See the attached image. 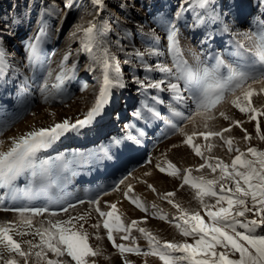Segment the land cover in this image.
<instances>
[{"label":"snow or ice","instance_id":"1","mask_svg":"<svg viewBox=\"0 0 264 264\" xmlns=\"http://www.w3.org/2000/svg\"><path fill=\"white\" fill-rule=\"evenodd\" d=\"M95 5L102 6L103 0H93ZM187 5V7H185ZM68 5H66L67 7ZM199 12L194 17L193 27L204 25H213L224 32H231V26L228 24L227 16L221 9L217 11L216 4L213 0H182L178 11L170 18L165 26L166 40L168 51L174 57L175 71L165 66L163 63L156 62L155 66L144 64L142 71L146 73L143 77L139 74L131 76V83L138 86V91L143 89L151 95L152 103L146 100L141 102V107L133 113L135 120H162L164 113L160 110L165 105V99L160 93L170 92V110L174 111L175 107L180 104H189L186 98V92L193 93V99L189 107L194 105L197 115L205 119V131L199 133L204 141L210 137H220L228 152L235 151L237 154L231 159L230 164L223 159L205 156L201 151V145L194 143V132L187 135L183 129H178L185 136L183 143L189 146L197 157L204 160L199 168H208L211 173H217L215 179H206L204 176H192L191 169H186L182 176L183 184L190 185L195 190V199L200 207L205 211L208 221L201 216L199 211H189L182 209L179 204H173L172 197L174 192H167L164 198L168 203L173 204L180 212V215L173 218V221L180 234L185 238H192L193 243L183 242H161L149 230L139 227L136 230L146 239L149 249L142 250L136 246L135 238H132L133 246L124 243L117 244L114 234H121L122 240H129L132 226L137 221H132V225L125 226L121 217L117 215V205L109 204V211H102L99 199L89 201L90 208L103 219V228L107 233V240L111 242L114 248L119 250L122 257L125 254H135L144 256H157L162 264H264V235H257V230L264 231V150L257 147H248L247 151H241L239 147L233 145V138L225 137L223 133L229 132L231 127L224 128L222 131L207 130L209 126L207 121L215 119L214 112L217 106L225 100L226 93L235 94L237 90L244 92V100L247 107L237 100L232 103L241 113L250 114L251 120H257V109L251 107L250 98L254 95V90H246L245 85L252 83L264 84V73L259 76L248 72L235 71L227 68L223 59L217 58L214 66L211 67H193L185 60L179 58L178 45V21L186 11ZM229 9L228 15H231ZM250 34H245L246 39L251 43L247 52L252 54L255 62L264 65V14L261 22L256 25L250 24ZM77 31L83 32L80 40V47L77 52L87 54L90 64L87 71L95 72L100 69L101 77L99 78V91L94 103L84 114L83 118H77L71 122L65 118L60 123H55L49 127L33 128L31 131L18 137H11L10 146L7 150H0V188L7 189L9 193L16 191L17 181L23 179L27 182L25 187L26 198L31 200L35 194L32 189H44L46 185L55 183L64 169H67L70 163L88 162L92 159L111 160L112 154L109 149H100L97 153H79L76 152L69 160H63L62 164H57L49 159H42L41 153L53 148L62 137L69 133H81L84 129L90 128L104 116L107 107L111 104L114 89H124L127 81L119 65V59L111 46L103 39V33L97 30L96 23L90 22L87 28H80ZM207 31V29H206ZM154 35V32L151 34ZM240 34L237 33V36ZM75 37V33H73ZM207 38V36H206ZM48 37L44 27L38 29L36 36L25 45V53L29 65L40 61L43 54V45ZM154 47V46H153ZM6 47L0 38V75H4L8 65L5 59ZM71 53L64 55L60 65V71L56 75L57 83L53 87L59 89L67 80L75 76L77 64L74 62L71 67L66 64ZM144 54L137 53L138 59L143 60ZM149 56L161 57L163 51H149ZM196 58V57H194ZM128 63V61H125ZM227 68V76H222V69ZM132 71H135L133 69ZM159 72L160 78H155L147 73ZM51 75V73H49ZM176 82H172V80ZM182 82V84L180 83ZM47 81L40 89L41 95L47 100ZM81 91L87 90V84L82 85ZM150 90H155L152 93ZM264 92V87L260 89ZM145 111L147 115H145ZM175 116H183L182 112L175 111ZM191 113L189 114L190 117ZM219 116L224 120L230 117L223 111ZM189 117H185L186 119ZM234 124L244 131V139H250L246 129H243L242 121L236 120ZM7 123H0V134L2 129L7 128ZM173 128L176 126L173 124ZM146 124L140 127L138 124H126L123 139L127 141L125 147L131 148L133 145H139V137L146 135ZM257 133L260 132V125L257 122ZM135 132V134H133ZM259 139L264 141V135ZM113 144L119 145L122 141L120 138H114ZM3 141H0L2 144ZM213 145L207 144L211 150ZM214 160V162H213ZM161 173H166L171 177H179L180 170L172 163L167 164V168L157 165ZM151 175V173H145ZM124 181L121 180L122 184ZM146 183V182H145ZM219 184L217 190L216 185ZM147 187L155 191L152 184ZM118 190V186H117ZM133 192L132 186L128 185L124 196L129 198ZM214 199V203L206 202L205 198ZM131 202L136 208L146 211V207L139 202V197L132 198ZM80 203H83L81 201ZM155 207V205H153ZM76 205L69 204L63 208L64 213L70 209H75ZM11 210L20 215L19 226L13 225L12 222L0 226V264H97L93 258L102 254L100 247L93 248L89 242V233L84 229L83 223L90 218V211L82 215L70 216L67 220H53L51 218L40 221L39 226L33 227V218L42 216L49 212L47 207H16ZM252 213L255 218L247 219L246 214ZM27 214V215H26ZM57 213L52 212L51 217ZM245 219L241 220L240 218ZM161 219H167L161 216ZM79 224V227H77ZM94 229H99V221L91 225ZM15 236L24 237L31 235L39 237V242L34 240L14 239ZM96 239L101 237L97 234ZM22 244L27 245L23 248ZM51 254V258L49 256ZM238 254V258H231ZM63 258V259H62ZM67 258H70L68 260ZM107 258V257H106ZM122 264H130L125 257Z\"/></svg>","mask_w":264,"mask_h":264},{"label":"bare ground","instance_id":"2","mask_svg":"<svg viewBox=\"0 0 264 264\" xmlns=\"http://www.w3.org/2000/svg\"><path fill=\"white\" fill-rule=\"evenodd\" d=\"M112 1L113 0H103L102 6L97 8V11L94 13V22L99 24L103 20V18H106L109 14L113 17V20L104 25L103 28L97 25V30L103 33V39L107 41V43L111 46V51L114 52L118 57L120 68L122 69L125 80L127 81V86L122 90L114 89L111 104L107 107L104 116L100 118L94 126L84 129L81 133H77L78 135L75 136V138H62L53 149L55 150V152L49 154L50 157H53V155L56 154L55 157L56 159L58 158V161H56V163L62 164L63 160L60 159V156H63L64 160H69L76 152L97 153L100 149L107 148L112 154V159L107 161L102 159H92L88 162L71 163L70 169L68 170L69 179H65L66 181L62 182L63 186L55 188L52 183L49 182V184L46 185L44 189L38 190L35 194L34 198H40V200L35 199L38 200L37 205L40 204V207H47L50 210L48 213L37 217H39V219L41 218V220L39 221L47 220L49 218H55L56 220H67L70 216L82 215L85 212L90 211V218L88 219V221L86 223L84 221L80 222L84 223L83 225L85 228L92 230L94 228H92L91 225L96 224L95 220L97 219V215L93 210L95 206H91L90 208L89 204L87 205L85 203L83 207H80V204L78 208L77 205H79L78 200L81 197L93 194V197L97 196L96 199H99L101 209L104 210L105 208H107L109 200L112 202L114 201V203L119 206L118 208L127 210L132 216L136 217L137 220L141 222V225H143L144 228H147L150 230V232H153L156 237L162 242L193 243L192 238H185L180 234L179 230L174 227V223L179 221H173L167 216L166 220L161 219L160 217L163 216V214L159 212V209L155 210L158 217L152 218V216L145 214L144 211L128 205L127 200L129 198L127 199L125 198V196H121L122 190L115 193L111 191L110 187L114 186L115 189V186H120L121 180L124 181L131 177V175H129L131 170L140 163L141 158L150 151V149L156 142L160 141L161 144H164L167 149L170 148L171 150L167 152L168 155H172L173 153V155L177 158L184 157L182 155V152L185 153L190 150L189 148H187L188 146L186 147L183 143L181 144L180 141L182 140L179 138L180 134L170 133V131L173 129L172 125H176V118L180 117L175 116L174 112H182L180 109L184 105L180 104L178 107H175L174 111L170 110V105L174 103L169 99L172 95L170 92L165 91L164 93L159 94L162 95L165 99V105L160 108V110L164 113V118L162 120L151 119L148 121H137L134 119L133 113L141 107V102L146 100L148 103H152V99L151 95L149 93H146L143 89L138 91V86L134 83H131L130 78L131 76L137 74H139L141 77L146 75V73L142 71L145 63L152 65L153 67L155 66L156 62L163 63L160 58L147 55L149 51H162L161 45L163 41L162 36L155 30L154 26L156 25V23L153 26V23L143 17L140 12H135L133 3L128 1L123 2V4L121 2V4L119 3L118 6L115 7L112 5ZM220 3V7L221 5H223L224 7L223 10L225 12V15L227 16V21L230 26L234 25L233 22L237 16H243V14L249 13L251 10V5L246 3V0H238L236 4L232 3L230 5L225 4L224 0H220ZM93 4L95 5L94 2ZM67 5V7L72 6L70 3H68ZM229 9H231V15H228ZM105 10L108 11L109 14L107 12L106 14ZM64 13L65 12L61 14V17L64 15ZM133 23H136V27H131ZM59 24H62V20L59 22ZM6 26L7 24H4L2 28H0L1 34H4L6 32V29H4V27ZM153 32L154 35H151ZM15 36L16 34L12 33L8 35V37L7 35H0V38H2V41L6 47L11 43L12 37ZM60 37V34H56L57 39H54L52 43L50 42V44H48L53 48V50H47V45L43 46L44 51L40 61L31 66L29 65V61L27 59L25 61L22 55L18 53L21 46L18 41H14L12 43V47L6 50L5 59L8 68L4 75H0V88L2 87V90H0V123H7L8 127L3 128L2 134H0V141H3V143L0 144V150H7L11 143L10 138L20 136L21 134L17 135L15 133L19 129H24V127L29 125L31 122L38 121V124H40L41 126L46 125L48 124L49 119L54 116L55 112L58 114L55 116L56 119L60 116V118H58L56 122H62L65 118H69L71 122H75L77 118L82 119L84 114L94 103L96 95L99 91L98 81L101 77V72L95 74L94 72L85 70L79 74H76L70 80V84L73 85V88L71 87L70 90L67 88L66 91L61 92L62 94H68L71 91H74L70 96L67 95L66 97H64L62 102L53 106V110H55L53 111V113L46 111L40 118H37V116H35L37 114H34L31 118L28 119L31 114L30 111L32 110H29L30 101H33L37 98V95L39 96V94H41L40 89L45 83V79L42 76H44L46 73L41 75L39 74V70L46 69L48 73H58V71H60L58 66L60 65L64 55L70 52L71 49H73L69 46L70 43H65V45L62 44L61 46V43H59ZM216 38H212V40H215L214 43H222V45H224V43L227 44L230 41L229 37L227 36H219L217 39ZM226 48L225 46H223L222 49L227 50ZM216 50L219 52L220 48L217 47ZM137 53L144 54L143 60L138 59ZM78 58L79 57H73V55L71 54L69 59L66 61V64L68 66H71L74 62H77ZM125 61H128V63H126ZM35 66H38V68H35ZM133 69H135V71H132ZM98 70L100 69L98 68ZM33 75L35 78L34 80ZM147 75H151L155 78H160L161 76L159 72L147 73ZM172 82L176 81L172 80ZM85 83L87 84V90L81 91L80 89ZM77 84L78 89L75 88ZM49 86L48 89L50 88ZM150 91L152 93L155 92V90ZM69 98L72 99L69 100ZM27 110L30 114L27 112ZM146 113L147 112L145 111V115ZM18 121L20 122L18 123ZM130 123L138 124L140 127H144V125L146 124V135L139 137L141 139V143L139 145H133L131 148H128L125 147L127 141H125L123 137L125 133V125ZM188 128L189 125L184 124L182 125L181 129H183V132H185ZM226 128L229 127L227 126ZM236 133L240 134V132ZM133 134H135V132ZM114 138H120L122 142L119 145L113 144L111 141ZM213 139L215 138L213 137ZM216 142L218 141L216 140ZM211 144L213 145L212 148L218 152L219 149L216 148V146L218 147V145L214 143ZM222 148L223 147H221V150L224 151V149ZM64 151L68 153L63 155ZM58 154H60V156H58ZM217 156L219 158V155ZM195 158L190 155V157L186 160L189 161L188 163H194ZM43 159H46V157H43ZM194 165H192V167ZM199 166L200 165L194 167L193 172L198 174L196 175L194 173V175L204 176L206 179H215L218 176V172L211 173L208 168L205 167L203 169H200ZM140 173H144V175L145 173H151V175H145V178H147L149 183L157 186L160 192L156 189L155 191H152L147 187L145 182L138 181L133 184L131 183L133 186H136V189L133 190L132 193H130L133 195V197L139 195L142 191H144L153 199L159 198L161 204L165 206V210L169 209L172 215L173 213L179 215L178 213L180 212L176 207L173 206V204H179L182 209H186L189 211H199L201 216L204 217L205 221H208L205 211L200 207L198 201L195 199V190L192 189L190 185H184L182 182L176 181V179L169 178L167 175L158 173L153 168H150L149 163L143 167ZM63 176L62 174L59 176L60 184L61 180L64 178ZM95 176L96 178L94 179V181H85L84 179H90ZM72 179L74 182H72ZM216 188L217 190L219 189V184L216 185ZM167 192L175 193V195L171 198L173 204H170L166 199L163 200L161 198ZM141 200L144 201L142 197ZM205 200L208 203L215 202L214 199L207 197L205 198ZM69 204L76 205L75 209L69 210V214L61 213L58 210H55L60 206H68ZM143 205L145 207H148L145 204ZM1 206L4 207L10 205L8 203L4 204L2 199H0V207ZM120 209L117 210V215L121 217L122 223H125L126 220L120 215ZM52 212L57 213V215L55 217H51L50 214ZM0 214H2L1 211ZM131 219L133 220V218ZM100 229L106 232V230L101 225L99 227V231ZM134 231L137 232L136 227ZM260 231L261 230H257L258 233ZM100 233L99 235H101ZM122 234L123 233L119 235L121 236ZM117 235L118 234H116V236ZM140 235L142 236V234ZM102 238L104 240V245L106 246V248H108L107 236L103 235ZM92 239L96 246L103 249L101 254L103 264H122V261L125 257L127 258V260H129L130 264H143L141 263L142 254L140 256L126 253L125 257H122L118 250H116V252H118L114 254V252H111L112 250H107L103 248L102 245L97 244V241H95V237H93ZM117 240L119 242L124 241L120 237H115V241ZM145 264H162V261H160L157 256L148 255Z\"/></svg>","mask_w":264,"mask_h":264},{"label":"rangeland","instance_id":"3","mask_svg":"<svg viewBox=\"0 0 264 264\" xmlns=\"http://www.w3.org/2000/svg\"><path fill=\"white\" fill-rule=\"evenodd\" d=\"M128 1H130L131 3L134 4L135 12H140L143 15V17H145L147 20H149L151 23H153V26L156 23V25L154 27H155V30L162 36L163 42L161 45V49L164 52L163 56L157 57V58H160L165 66L170 67L173 69V71H175L174 57L168 51V48H167L168 42L166 40L165 26H166L168 20L170 18H172L173 15L180 8L182 0H118V1L113 0L112 5L116 7V6H118L119 3L121 4V2L123 3V2H128ZM224 1H225V4L230 5L232 3L236 4L238 0H224ZM213 2L216 4L217 11H219L221 9L220 0H213ZM68 3H70L72 6L66 7V5ZM246 3L251 5L250 12L243 14V16L242 15L237 16L233 22L234 23V25H232L233 27L231 26L232 31L226 32V33L224 31H222L221 29L216 28L213 25L201 24L199 26L193 27L194 17L199 12V9H196L195 11H186L182 15L180 20L178 21V37H177V40H178V45H179V58H182L189 65H191L193 67H196V66L211 67V66L215 65L216 59L220 58V59L224 60L225 64L227 65V68H231L235 71L248 72V73H251V74L256 75V76H259L261 73H264V65H261V64L255 62L253 55L249 54L247 52V48L251 47V43L246 39V35H245V34H250V27H249L250 24L256 25L257 23L261 22L262 14H264V0H246ZM185 7H187V5H185ZM97 8H98V6H95L93 4V0H0V28H2V26L4 24H7V26L4 27V29H6L5 30L6 32L4 34H1V32H0V35H3V36L7 35V37H8V35L15 33L16 36L12 37V41L9 45L6 46V50L9 49L10 47H12V43L14 41H18L21 44L20 50L18 51V53L21 54L23 59L26 61L27 57H26V53H25V45H26V43H28L30 40H32L36 36L38 29H40L43 26L45 31H46L48 39L44 43L43 46L47 45V47H46L47 50H49V49L53 50V48L48 44H50V42L52 43V41H54V39H57L56 34H60L61 37H60L59 43H61V46H62V44L65 45V43H70L69 46L73 48L70 50V53L75 58L79 57L77 62H75L77 64V68H76V72H75V75H76V74H79V73L85 71L87 69L89 63H90V60L88 59L86 53H83V52L78 53L77 52V49L80 47V40L83 37V32L77 31V29L87 28L90 26V22L94 21V13L97 11ZM63 12H65V13L61 17V14ZM106 12L109 14V12L105 10V13ZM106 14H104V15H106ZM112 18L113 17L109 14L106 18H103V20L99 24L96 23V25H99V26H101V28H103L104 25H106L109 21L113 20ZM61 20H62V24H59V22ZM131 27H136V23H133ZM206 29H207V31H206ZM217 30H219V31H217ZM73 33H75V37L73 36ZM237 33H239L240 35L237 36ZM206 36H207V38H206ZM219 36L229 37L230 41H229V43H227L228 45L226 43H224V45H222V43H214L215 40H212V38L213 37L218 38ZM216 42H217V40H216ZM223 46H225V48L227 47L226 48L227 50H223L222 49ZM217 47L220 48L219 52L216 50ZM43 51H44V49H43ZM194 57H196V58H194ZM69 67H71V66H69ZM35 68H38V66H35ZM227 68L222 69V72H221L222 76H225V77L227 76ZM99 72H100V70H98V68H97L94 73L97 74ZM39 74H41V75L45 74L42 77L45 79V81H47L48 86L51 84L49 86L50 88L47 90L48 98H47V100H45L44 97L41 94H39V96L37 95L36 99H34L33 101H30V104H29L30 109L29 110H31V109L32 110L30 111L31 114L27 110V112L30 114L28 119L31 118L34 114H37L35 116H37V118H40L43 116V113L46 111L53 113V111H55V110H53L54 109L53 106L55 104L62 102L64 97H66L67 95L70 96L74 92V91L73 92L71 91L68 94L67 93L66 94L61 93L63 91H66L67 88L69 90L71 89V87L73 88V85L70 84V80L65 81L62 88L57 89V88L53 87V85H55L57 83L56 75L58 73H51V75H49V73L46 71V69H43V70H39ZM34 75H33V80L35 79ZM31 78H32V76H31ZM48 81L50 82V84ZM180 83L182 84V82H180ZM248 84L251 85V88L249 89L248 85H245V89L246 90H254V95L250 98V100H251V107H254L257 109V113H256L257 120H251L249 118L250 114L241 113L237 108H235V106L232 103L233 100H237L238 102L242 103L246 107L248 106L247 102L244 100V92L241 90H237L235 94L226 93L225 100L220 105L217 106V109L214 112L215 119L207 121L208 122L207 124L209 126V129H207V130L222 131L227 126L232 127V129L229 132H225L224 133L225 135L224 134L223 135L226 138L227 137L233 138L234 148L239 147L241 149V151H244V152H246L247 148L250 146L251 147H257L260 150H264V141H261L259 139L260 135H264V92L260 91V89L262 87H264V84L259 83V82L252 83L251 81H249ZM75 88L78 89V84L75 86ZM0 90H2V87L0 88ZM185 95L187 96L186 98L189 100V104H191V101H192L191 99H193V93L189 91V92H186ZM70 99H72V98H69V100ZM189 104H184L183 107L180 109L183 113V116L176 118V120H175V124H176L175 126L176 127L173 128L170 131V133L171 134H174V133L180 134L179 138L182 141H184L185 136L182 135L180 133V131H178V129H181L182 125L188 124L189 128L184 133L187 135H192L194 132H196V135L194 136V143L201 145V151L204 152L205 156L211 155V157L217 158L218 157L217 155H219L220 159H224V161L227 160L225 162L226 163L228 162L230 164L231 159L234 158L237 153L235 151L229 153L228 149H227V145H225L223 143V141L220 139V137H214L215 139H213V137H210V140L204 141V139L201 136H199L200 132L206 130L204 127L205 119H204V117L196 114L194 105L192 107H189ZM221 111L225 112L230 117V119L224 120L222 117H220L219 112H221ZM190 113H191V115L189 117ZM56 115H58L56 112L54 113V116L51 115L52 117H51V119H49L48 124H46V125L41 126L40 124H38L39 123L38 121L37 122L36 121L31 122L29 125L25 126L24 129L23 128L19 129L15 134L23 135L24 133L31 131L33 128L38 129L41 127H49L55 123H60L59 121L56 122L57 119L60 118V116H59L56 119L55 118ZM146 115H147V113H146ZM185 117H189V118L186 119ZM236 120L242 121L243 129H246L247 133L250 136L249 140L246 141L244 139V136H245L244 131H242L240 127H238L234 124V121H236ZM19 122L20 121H18V123ZM257 122H259V125H260V132L259 133H257V131H256ZM12 129H14V128H12ZM235 130H236V132H240V134L236 133ZM233 131H234V133H233ZM236 134H237V136H236ZM77 135H78L77 133H69L65 137H70V138L74 137L75 138V136H77ZM238 136H240V137H238ZM62 138H64V137H62ZM216 140L218 142H216ZM182 141H180L181 144L183 143ZM210 142L218 145V147L216 146V148H218L220 151L218 150V152H217L213 148H211L212 151L209 150L207 148V144ZM155 144L150 149V151L148 150L149 152L141 158L140 163L138 165H136L134 167V169L131 170V172L129 173V175H131V177L124 180V182L122 184L120 183V186L118 185V190H116L117 186H115V189H114V186L110 187L111 191H113L115 193V192H120L122 190L121 196L124 197V192L127 191L128 185H131L132 189L135 190L136 186L132 185L135 182H138V181L139 182H146V185L152 184V183L148 182L147 178H145L144 173H140L141 170L143 169V167L148 163H149L150 168H153L155 171H157L158 173L163 174V175H167V174L161 173L158 170L157 165L159 164L161 167L167 168V164L169 162L174 164L176 166V168H178L180 170L181 175L179 177H171L169 175H167V176L169 178L176 179V181H179L182 183H183L182 176H183L184 171L186 169H191L192 170L191 174L194 175V173H195V172H193L194 167H197L198 165H201L202 163H204V160L201 159L200 157H197L194 154V152L192 151V149L189 146L187 147V145H185L184 143L183 144L187 148H189L190 150H188V152H185V153L182 152V155L184 157H180V158L175 157L173 155V153H172V155L171 154L168 155L167 152L171 149L170 148L167 149L164 146V144H161L160 141L156 142ZM55 147H56V145H54L53 148L48 149L45 153H41L40 154V155H42L41 158L43 159V157H46V159H49V160H52L55 162L58 161V158L56 159V157H55L56 154H54L53 157H50V155H49V154L55 152V150H53ZM221 147H223L222 149H224V151L221 150ZM222 151H223L224 155L222 154ZM67 153L68 152L64 151L63 155L67 154ZM220 153H221V155H220ZM190 155H192L194 158L196 157L194 159V163H192V162L188 163L189 161L186 160L190 157ZM222 155H223V157H222ZM213 162H214V160H213ZM70 165H71V163L69 164L67 169H64L61 172L62 176L64 175L63 176L64 178L61 180V184L59 183V179L54 184L52 183V185L55 188L63 186L62 182H65L66 180L69 179V174H68L69 171L68 170L70 169ZM192 165H194V166L192 167ZM64 171H65V173H64ZM195 174L198 175L197 173H195ZM196 175H194V176H196ZM95 178H96V176L92 177L90 179L89 178H84V179H85V181H91V180L94 181ZM72 182H74L73 179H72ZM26 184H27V182L24 181L23 179L17 181L16 191L14 193H9L7 189L0 188V199H2L4 204L8 203L10 205V206H4V207L1 206L0 207V209H1L0 211L2 213V214H0V226L6 225V224H8V222H12L13 225L19 226V222L21 220V217L18 213L13 212L11 210H4V209H12V208H16V207H23V206H29V205L31 207H40L39 206L40 204L37 205V201L40 200V198H38V197L32 198L31 200L26 198V193H25ZM152 185H153L154 189L158 190L157 186H155L154 184H152ZM37 191H38V189L33 188V192L37 193ZM158 191L160 192V190H158ZM92 195H88V196L85 195V196L81 197L78 200L79 201V205H77L78 208H79L80 204H81L80 207H83L85 205V203L88 205L89 201L97 198V196L93 197ZM129 196H130L129 199L127 198L128 199L127 200L128 205L136 207L131 202V199L139 197V202L148 206V207H146V211H144L145 214L152 216V218L158 217V215H156V212H155V210H158V209H159V212L163 214V216H165V217L167 216V217H169V219H172V220H173L174 216L177 217L180 215V213H178L179 215L173 213V215H174L173 216L172 213H170L169 209L165 210V206L163 204H161L159 198L153 199L150 196H148L144 191H142L139 195H136L134 197L132 194H129ZM158 196H160V195H158ZM141 197L143 198L144 201L141 200ZM161 198L163 200H165L164 196ZM35 199H38V200H35ZM81 201H83V203H80ZM154 202H156V203H154ZM111 203H114V201L112 202L109 200V204H111ZM152 204L155 205V207H153ZM108 205H107V208H105L104 210L103 209H101V210L105 211V212L107 210L109 211L110 209H109ZM65 207H67V205L60 206L59 208H57L55 210H58L59 212L64 213L62 211V209ZM118 207L119 206L117 205V210L120 209ZM161 209H163L164 211ZM55 210H52V211H55ZM119 211H120V215L122 216V218H124L126 220L125 223H123L125 226L131 225L132 221H137V224L135 226H132V231H131L129 240H124L122 242H119L117 240L116 243L117 244L124 243L128 246H133L132 238H135L136 246L140 247L142 250H145V251L148 250L149 246H148L146 239L140 235L141 234L140 232L134 231L135 227L137 229L139 227L144 228V226L141 225V222L138 221L136 217L132 216L127 210L120 209ZM67 214H69V212ZM95 214L97 215V219H96L97 221L95 220V223H97L98 221H101L99 223L101 226H103L102 222H103L104 218L100 217L101 218L100 219L99 214L96 212H95ZM131 218H133V220ZM246 218L247 219H253L255 217L253 216L252 213H247ZM240 219L243 220L245 218L242 217ZM39 220H41V218L39 219V217L33 218V227L39 226V224H40ZM53 220H56V219L54 218ZM80 223H83V222H80ZM127 223H128V225H127ZM77 227H79V225H77ZM84 229L87 230V232L89 233L88 242L93 248L98 247V246H96V244L94 243V241L92 239L93 237H95V241H97V244L102 245L103 248L110 250V251L112 250L111 252H114V254L119 251L118 249L114 248L113 244L111 242L109 243V241H107L108 242V245H107L108 248H106V246L103 243L104 240H103L102 236L103 235L107 236V233L104 232L103 230H101V229H100V231H99V229L90 230V229L85 228V227H84ZM145 229H147V228H145ZM147 230H149V229H147ZM100 232H102V233H100ZM96 233L98 235H99V233L101 234V235H99L101 237L100 240L96 239V235H97ZM151 233L154 236H156L153 232H151ZM256 234L257 235H264V231H260L259 233L257 232ZM122 235H124V233ZM114 236L116 238L120 237L119 234L117 236L115 234ZM14 239H17L18 241H20V240H34V242H36V243L39 242V237H33L31 235H25L22 238L14 235ZM22 247L26 249L27 245L22 244ZM116 250H118V251L116 252ZM102 251H103V249H102ZM49 256L51 258V254H49ZM231 258H238V254L235 256H232ZM67 259L70 260V258H67ZM93 259H95L97 261V264H103L101 255L98 257H95ZM146 261H147V256H144L142 254L141 263L145 264ZM21 264H22V261H21ZM30 264H31V261H30ZM72 264H74V262H72Z\"/></svg>","mask_w":264,"mask_h":264}]
</instances>
